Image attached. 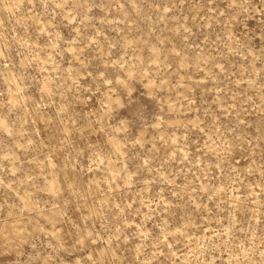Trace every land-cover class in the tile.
<instances>
[{"label": "rangeland", "instance_id": "374dc122", "mask_svg": "<svg viewBox=\"0 0 264 264\" xmlns=\"http://www.w3.org/2000/svg\"><path fill=\"white\" fill-rule=\"evenodd\" d=\"M0 264H264V0H0Z\"/></svg>", "mask_w": 264, "mask_h": 264}]
</instances>
